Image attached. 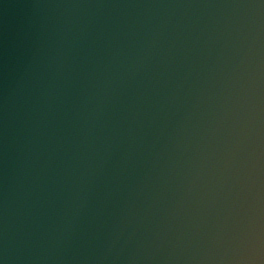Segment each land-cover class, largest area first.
Listing matches in <instances>:
<instances>
[{
    "label": "water",
    "instance_id": "obj_1",
    "mask_svg": "<svg viewBox=\"0 0 264 264\" xmlns=\"http://www.w3.org/2000/svg\"><path fill=\"white\" fill-rule=\"evenodd\" d=\"M0 264H264V0H0Z\"/></svg>",
    "mask_w": 264,
    "mask_h": 264
}]
</instances>
